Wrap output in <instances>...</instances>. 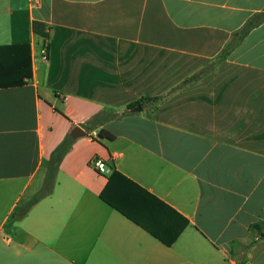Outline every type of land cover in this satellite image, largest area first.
Listing matches in <instances>:
<instances>
[{"label":"crops","instance_id":"crops-1","mask_svg":"<svg viewBox=\"0 0 264 264\" xmlns=\"http://www.w3.org/2000/svg\"><path fill=\"white\" fill-rule=\"evenodd\" d=\"M262 12L264 0H0V47L27 44L32 74L0 88V264H264V22L236 39ZM62 145L50 194L24 213ZM110 167L187 221L173 244L100 199Z\"/></svg>","mask_w":264,"mask_h":264},{"label":"trees","instance_id":"trees-1","mask_svg":"<svg viewBox=\"0 0 264 264\" xmlns=\"http://www.w3.org/2000/svg\"><path fill=\"white\" fill-rule=\"evenodd\" d=\"M264 22V12L258 13L247 20L240 32L237 40L242 39L251 29ZM45 28L38 22L32 23V32L42 38H47ZM234 45H228L220 54V58L227 56ZM32 77L29 46L27 44L10 45L0 47V88L17 87L24 85ZM134 104L132 105L135 106ZM101 119L97 115L86 123L88 130ZM102 130L98 136H102ZM111 138L112 136H107ZM63 150L65 145H62ZM59 150V149H58ZM57 152L56 159L61 153ZM56 167L50 164V169L42 190L30 198L24 205V213L30 210L38 201L48 196L52 189V171ZM100 199L110 207L118 211L127 219L146 230L152 237L166 246L175 242L179 234L187 225V221L168 208L158 199L132 183L116 170L110 167L108 182L100 194ZM173 218H177V224H173ZM264 236V235H263Z\"/></svg>","mask_w":264,"mask_h":264},{"label":"built area","instance_id":"built-area-1","mask_svg":"<svg viewBox=\"0 0 264 264\" xmlns=\"http://www.w3.org/2000/svg\"><path fill=\"white\" fill-rule=\"evenodd\" d=\"M40 58L42 61H47V51L45 48H42L40 50ZM92 165L97 169V171L99 173H107L108 172L105 165L97 159L92 160Z\"/></svg>","mask_w":264,"mask_h":264},{"label":"rangeland","instance_id":"rangeland-1","mask_svg":"<svg viewBox=\"0 0 264 264\" xmlns=\"http://www.w3.org/2000/svg\"><path fill=\"white\" fill-rule=\"evenodd\" d=\"M161 36H159V34H158V36H157V34L156 35H153V37L152 38H160ZM156 39H154V40H156ZM61 150H63V147L62 148H60L58 151H56L55 153H54V155L51 153L50 155H52L51 157L53 158L52 160H51V164L54 166L55 165V163H56V160L54 159V157L56 156L57 157V152H60ZM255 232V231H254ZM256 241H254L253 243H255ZM257 243V242H256ZM245 246V244H242V261H244V259H246V253H247V257H248V254H249V252H250V249L249 248H246V247H244ZM254 247V246H253ZM237 250L238 249H236V252H237ZM251 258H252V262H254V251L252 252V255H251ZM239 260V259H238Z\"/></svg>","mask_w":264,"mask_h":264},{"label":"water","instance_id":"water-1","mask_svg":"<svg viewBox=\"0 0 264 264\" xmlns=\"http://www.w3.org/2000/svg\"><path fill=\"white\" fill-rule=\"evenodd\" d=\"M136 110H139V108H136ZM84 132L81 131V129L79 127H74L71 132H70V136L72 138H77V137H80V136H84Z\"/></svg>","mask_w":264,"mask_h":264}]
</instances>
